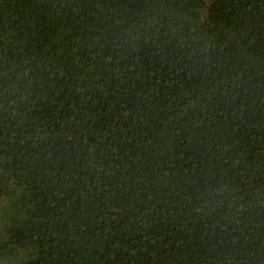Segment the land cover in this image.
Listing matches in <instances>:
<instances>
[{
	"label": "trees",
	"instance_id": "16d2710c",
	"mask_svg": "<svg viewBox=\"0 0 264 264\" xmlns=\"http://www.w3.org/2000/svg\"><path fill=\"white\" fill-rule=\"evenodd\" d=\"M0 264H264V0H0Z\"/></svg>",
	"mask_w": 264,
	"mask_h": 264
}]
</instances>
